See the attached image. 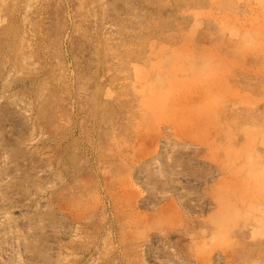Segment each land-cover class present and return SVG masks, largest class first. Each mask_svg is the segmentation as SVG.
<instances>
[{
	"label": "rangeland",
	"instance_id": "obj_1",
	"mask_svg": "<svg viewBox=\"0 0 264 264\" xmlns=\"http://www.w3.org/2000/svg\"><path fill=\"white\" fill-rule=\"evenodd\" d=\"M0 264H264V0H0Z\"/></svg>",
	"mask_w": 264,
	"mask_h": 264
},
{
	"label": "bare ground",
	"instance_id": "obj_2",
	"mask_svg": "<svg viewBox=\"0 0 264 264\" xmlns=\"http://www.w3.org/2000/svg\"><path fill=\"white\" fill-rule=\"evenodd\" d=\"M260 4H261V3H260ZM188 77H189V76H188ZM167 86H168V85H167ZM147 87H148V86H147ZM207 89H209V88H207ZM191 92H192V91H191ZM199 93H200V92H199ZM199 93H198V94H199ZM163 95H164V94H163ZM201 95H202V94H201ZM208 96H209V95H208ZM161 97H162V96H161ZM161 97H160V98H161ZM195 97H196V96H195ZM163 98H164V97H163ZM197 98H198V97H197ZM211 98H212V97H211ZM238 98H239V97H238ZM175 99H176V98H175ZM184 100H186V99H184ZM195 101H196V100H195ZM213 103H214V102H213ZM180 105H181V104H180ZM191 106H192V105H191ZM209 110H210V108H209ZM205 112H206V111H205ZM199 122H200V121H199ZM207 122H208V121H207ZM203 123H204V122H203ZM246 147H247V146H246ZM247 148H248V147H247ZM240 157H241V156H240ZM217 229H218V228H217Z\"/></svg>",
	"mask_w": 264,
	"mask_h": 264
}]
</instances>
